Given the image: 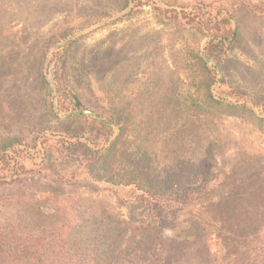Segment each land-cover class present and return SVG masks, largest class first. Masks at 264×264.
Returning <instances> with one entry per match:
<instances>
[{
  "label": "rangeland",
  "instance_id": "1",
  "mask_svg": "<svg viewBox=\"0 0 264 264\" xmlns=\"http://www.w3.org/2000/svg\"><path fill=\"white\" fill-rule=\"evenodd\" d=\"M225 26L237 29V40L218 53L221 74L212 93L236 107L226 108L220 123L188 130L175 110L174 60L188 47L204 54L208 35ZM0 57L6 60L0 66V144L19 140L0 152V198L35 197L45 213L69 215L95 202L96 213L121 212L136 225L154 222L157 211L153 216L85 174L92 164L87 148L97 149L117 132L99 124L110 105L122 118L133 110L130 139L151 151L146 165L157 182L174 176L202 202L230 193L232 179L264 184V0H0ZM42 74L52 91L51 113L41 102ZM68 86L78 87L88 117L70 118L76 112ZM209 145L219 159L206 161ZM173 149L178 152H168ZM191 219L184 210L163 213L161 245L181 240ZM240 242L242 264H264V228ZM155 246L142 244L145 259Z\"/></svg>",
  "mask_w": 264,
  "mask_h": 264
},
{
  "label": "trees",
  "instance_id": "2",
  "mask_svg": "<svg viewBox=\"0 0 264 264\" xmlns=\"http://www.w3.org/2000/svg\"><path fill=\"white\" fill-rule=\"evenodd\" d=\"M126 5L127 2L122 9ZM213 30L215 33L208 35L207 51L201 54L194 46L188 47L174 60L170 75L179 83L176 114L188 130L220 123L226 108L236 107L214 97L212 87L221 74L218 53L224 48L223 43L230 42L231 47L237 40V29L234 26L226 29L225 26L224 30L219 27ZM5 62L0 57V66ZM40 83L45 89L42 105L51 109V113L52 91L48 89L43 74ZM67 88L71 111L76 112L70 118L88 117L82 113L84 101L77 92L78 87ZM18 106L25 109L21 103ZM106 111L107 115L99 116V124L117 127V132L97 149L87 148L92 164L85 174L114 191L120 199L150 208L148 212L153 216L157 211V218L154 222L145 224L140 221L136 225L121 212H94L95 202H90L82 214L76 209L71 215L58 210L47 214L35 197L6 195L0 198V264H242L240 241L244 243L249 237L254 240L264 228V184H248L251 177L232 179L226 184L230 193H224L216 200L211 196L202 202L193 195L195 190L191 185L185 189L173 179L174 176L165 182H157L152 177L153 169L146 165L151 151L130 139L135 116L133 110L123 118L118 116L113 105ZM62 121L58 120L59 123ZM194 134L190 133L191 136ZM18 143L16 137L8 138L0 144V152L7 153ZM188 148L191 149L192 145ZM205 150L206 161L219 159L213 145ZM168 152L176 154L178 149ZM237 181L240 187L252 186L251 191L246 188V193H234L231 188H240ZM3 184L5 182H0V186ZM255 184L259 186L255 187ZM175 210L186 211L192 218L191 225L182 233L181 240H174L165 247L160 243L159 217ZM142 244L148 248L152 244L159 245L161 249L155 246L150 253L151 259H145L141 253Z\"/></svg>",
  "mask_w": 264,
  "mask_h": 264
},
{
  "label": "water",
  "instance_id": "3",
  "mask_svg": "<svg viewBox=\"0 0 264 264\" xmlns=\"http://www.w3.org/2000/svg\"><path fill=\"white\" fill-rule=\"evenodd\" d=\"M208 62V61H207Z\"/></svg>",
  "mask_w": 264,
  "mask_h": 264
}]
</instances>
